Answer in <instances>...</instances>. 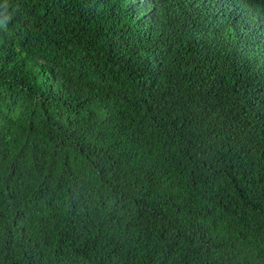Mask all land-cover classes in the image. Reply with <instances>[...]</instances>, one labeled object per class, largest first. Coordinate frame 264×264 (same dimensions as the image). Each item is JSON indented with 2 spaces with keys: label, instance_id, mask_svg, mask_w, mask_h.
<instances>
[{
  "label": "trees",
  "instance_id": "16d2710c",
  "mask_svg": "<svg viewBox=\"0 0 264 264\" xmlns=\"http://www.w3.org/2000/svg\"><path fill=\"white\" fill-rule=\"evenodd\" d=\"M0 264H264V0H0Z\"/></svg>",
  "mask_w": 264,
  "mask_h": 264
}]
</instances>
